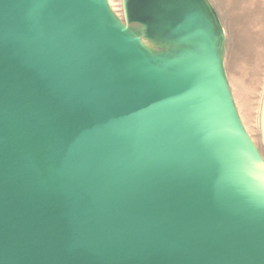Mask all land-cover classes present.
<instances>
[{"label": "water", "instance_id": "95a60500", "mask_svg": "<svg viewBox=\"0 0 264 264\" xmlns=\"http://www.w3.org/2000/svg\"><path fill=\"white\" fill-rule=\"evenodd\" d=\"M0 0V264H264V157L210 0ZM264 146V93L260 108Z\"/></svg>", "mask_w": 264, "mask_h": 264}, {"label": "rangeland", "instance_id": "374dc122", "mask_svg": "<svg viewBox=\"0 0 264 264\" xmlns=\"http://www.w3.org/2000/svg\"><path fill=\"white\" fill-rule=\"evenodd\" d=\"M109 1L123 17L122 0ZM229 5L226 0L223 7L218 6L226 35V73L246 130L264 157L259 122L264 93V18L252 11L250 19L245 20L247 13L240 11L241 0H235V4L231 0L233 10L228 9ZM235 17H238L236 21Z\"/></svg>", "mask_w": 264, "mask_h": 264}, {"label": "crops", "instance_id": "0c3cea01", "mask_svg": "<svg viewBox=\"0 0 264 264\" xmlns=\"http://www.w3.org/2000/svg\"><path fill=\"white\" fill-rule=\"evenodd\" d=\"M229 2V4L231 5V0H227ZM237 1V0H236ZM243 1V5H239L240 6V11L247 13L244 14V18L245 20L250 19L251 17V13L252 11H256L260 14H262V18H264V0H241ZM210 2L212 3V5L214 6V8L216 9L218 15V6L219 7H223L222 5H224L226 3V0H210ZM232 3L235 4V0H232ZM228 6L229 10H233V6ZM250 15V16H248ZM220 17V16H219ZM238 19V17H235V21ZM240 21H243L241 16H240Z\"/></svg>", "mask_w": 264, "mask_h": 264}]
</instances>
